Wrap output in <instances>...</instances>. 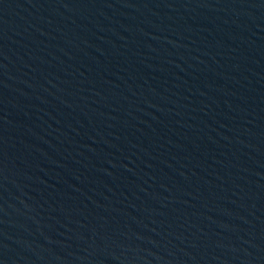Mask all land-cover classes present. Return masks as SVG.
<instances>
[{"label":"water","instance_id":"1","mask_svg":"<svg viewBox=\"0 0 264 264\" xmlns=\"http://www.w3.org/2000/svg\"><path fill=\"white\" fill-rule=\"evenodd\" d=\"M0 264H264V0H0Z\"/></svg>","mask_w":264,"mask_h":264}]
</instances>
